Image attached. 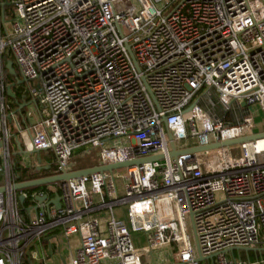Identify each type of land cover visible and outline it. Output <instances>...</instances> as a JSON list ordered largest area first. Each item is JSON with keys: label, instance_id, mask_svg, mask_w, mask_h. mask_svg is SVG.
Returning a JSON list of instances; mask_svg holds the SVG:
<instances>
[{"label": "built area", "instance_id": "obj_1", "mask_svg": "<svg viewBox=\"0 0 264 264\" xmlns=\"http://www.w3.org/2000/svg\"><path fill=\"white\" fill-rule=\"evenodd\" d=\"M8 60L46 109L30 149L58 175L82 149L100 150L99 166L163 159L51 186L62 208L36 193L24 217ZM261 111L264 0H0V264H23L56 229L79 238L70 264H197L196 239L206 264H264L229 252L264 248V139L173 158L163 123L185 151L255 134Z\"/></svg>", "mask_w": 264, "mask_h": 264}, {"label": "crops", "instance_id": "obj_2", "mask_svg": "<svg viewBox=\"0 0 264 264\" xmlns=\"http://www.w3.org/2000/svg\"><path fill=\"white\" fill-rule=\"evenodd\" d=\"M19 77L22 79L21 75ZM13 85H15V87L13 88V92L16 94V99L10 98L7 93V97L9 99L6 100L7 101L6 123L12 134V140H11L12 166L11 167L16 181L17 175L14 172V167H15L14 159L16 156H19L18 154L20 152L16 139H19L22 142L23 149L26 152H32L30 149V136L27 132V128L31 125V123H36L37 121L44 118L47 115V112L46 109L42 107L39 104V102L34 100L33 97L31 96L29 92V87L32 86V83L20 85L14 79V81L11 83L10 86ZM19 105H22L21 111L23 115H21V113L18 112ZM29 114H30V118L28 117ZM19 157L21 158V162L24 167L30 165H36L37 169L41 167L42 168L41 170H45V169L49 170L52 168V166L53 167L55 166V160H53L54 158L51 161L50 160L42 161V163H39L35 155H29V156L25 155ZM0 160H1L0 163L1 166L3 165L4 161L3 158L1 157ZM53 190H54L53 187H51L46 192L48 194L47 195L48 200L45 201V205L48 204L51 200L55 199L56 197L55 195L51 196L52 194H55V191ZM51 207L56 208L54 205H51ZM23 210H24L23 205L21 204V213L26 218H30V216L36 215L35 211L28 213L27 211L23 212ZM98 214L101 215L103 218L105 217V214H102V212ZM65 240L68 243L70 250L69 261H66L61 256L62 242ZM78 246H79L78 237L74 236L67 239L61 234L60 230L57 229L52 230L48 232L40 242H35L33 245L29 247L28 254L23 259V264H70L73 257V253Z\"/></svg>", "mask_w": 264, "mask_h": 264}, {"label": "water", "instance_id": "obj_3", "mask_svg": "<svg viewBox=\"0 0 264 264\" xmlns=\"http://www.w3.org/2000/svg\"><path fill=\"white\" fill-rule=\"evenodd\" d=\"M9 6H10V3H5L3 5V8L9 7ZM4 13H5V10H3V17H4ZM6 69L8 70L10 76H12L18 84H20V85L29 84L28 80L23 79V78L21 79L19 77V74H18V71L15 67L14 61L8 60L6 63ZM14 87H15V85L9 86L7 89L8 96L12 99H16V94L13 92ZM192 108H193V106L189 110H191ZM21 109H22V105H19L18 112H20L21 115H23ZM163 123L167 129V134H168V137L170 140V146H171V150H172L171 151V157H173V158H176L181 154L205 153V152L218 150L221 148H230V147L239 146L242 144L251 143V142H255V141L264 139V132H262V133L259 132L257 134H253V135L242 137V138L235 139V140H229V141L222 142V143H214V144H211L208 146H198V147H194V148H191V149H188L185 151H178L175 143L173 142L172 135H171L169 129L167 128V119H164ZM16 142H17L18 148L20 150V152L18 154L19 156H25V155H27V156L28 155H36V156L38 155L39 156L42 153L41 151H38V150H34L32 152H26L23 149L22 142L19 139H16ZM0 148H2V143H0ZM37 159H38L39 163H42L40 157H38ZM162 159H163L162 157H151V158L141 159V160H138L135 162H124V163H119V164H114V165L97 166V167L88 168V169H80V170H76L73 172H65V173H62L60 175H55V176H51V177H47V178L37 179V180L23 182V183H17L14 185V190L16 192H19V191H26L29 189H34V188H39V187L53 186V185H57V184L63 183V182H68L70 180L77 179V178H80L83 176H92V175H96V174H104L106 172L113 173V172L118 171V170L127 169V168H130L132 166L141 165L144 163H149V162H152L155 160H162ZM41 169L42 168L39 167V169H37V170H41ZM0 192H4L3 189H0ZM47 200H48L47 195L37 198L38 203L41 205V207H40L41 209H43V208L49 209V207L51 205H54L57 210H60L62 208L61 197L59 195H56L55 199L51 200L44 207L43 204ZM24 201H25V197L21 196L20 202L22 205H24ZM31 210L32 209H26V211L28 213L31 212ZM34 210L36 212H38L39 207H35ZM193 231H194V234L196 236L195 229ZM196 246H197L198 258L195 260V262L197 264H200L201 262H205V261H213L214 260V257H208V258L203 257V255L200 251L197 239H196ZM229 252L232 255H235L236 253H245V254L249 255L251 253L264 252V249L263 248H257V249L237 248V249H231Z\"/></svg>", "mask_w": 264, "mask_h": 264}, {"label": "rangeland", "instance_id": "obj_4", "mask_svg": "<svg viewBox=\"0 0 264 264\" xmlns=\"http://www.w3.org/2000/svg\"><path fill=\"white\" fill-rule=\"evenodd\" d=\"M255 129H254V133L257 134L261 131H264V112L261 111L259 115L256 116L255 118ZM120 142L119 144H123L124 140L123 139H119ZM115 141L111 142V146L114 144ZM180 148V147H179ZM239 153V152H238ZM29 156V155H28ZM36 156V155H35ZM37 158L40 157L41 161H51L53 159L52 154L48 153V152H42L39 156H36ZM100 160V150H77L74 155L73 158L71 159V166L73 169L76 170H80V169H88V168H93V167H97L99 164ZM123 171H120L116 174H121ZM102 214H105V217L107 215V212L103 211ZM137 237L141 236L140 234L135 235ZM77 237V236H76ZM143 246L146 244V237L144 235L143 237ZM76 239V238H75ZM264 249V248H263ZM243 254V257H246L247 254L245 253H237V255H241ZM253 254V253H252ZM66 261H69L70 259V250H69V245L68 243L65 241L62 242V255H61ZM259 257L262 258L264 257V252H260L259 253ZM257 258V257H256ZM256 258L252 259V261H256ZM200 264H206V262H201Z\"/></svg>", "mask_w": 264, "mask_h": 264}, {"label": "trees", "instance_id": "obj_5", "mask_svg": "<svg viewBox=\"0 0 264 264\" xmlns=\"http://www.w3.org/2000/svg\"><path fill=\"white\" fill-rule=\"evenodd\" d=\"M2 1L6 2L7 0H2ZM8 1L11 2V0H8ZM5 11H6V14L8 15L11 12V7H7L5 9ZM5 71H6L7 84L11 85V83L14 81V79H13V77H11L9 75L6 68H5ZM18 74H19V72H18ZM19 76H20V74H19ZM7 99H9V98L7 97ZM14 161H15L14 172L17 175V178H16L17 183L33 181V180L47 178V177H51V176H55V175L59 174L57 172V168L55 166L54 167L52 166V168L49 170L45 169V170H41V171H32L31 169H27L22 165L21 158L19 156H16ZM0 163H1V160H0ZM98 166H99V164H98ZM53 186H56V185H53ZM50 187L51 186H45V187H39V188L26 190L25 192L28 193L30 196L24 202L23 212H26V209H28L29 207H31L34 204L33 199L31 198L32 194L41 193V192L46 193ZM50 194H52V193H50ZM54 195L55 194H52L51 196H54ZM240 256H243V254H241ZM256 256L257 255L255 253L249 254V257L251 260L256 258Z\"/></svg>", "mask_w": 264, "mask_h": 264}, {"label": "bare ground", "instance_id": "obj_6", "mask_svg": "<svg viewBox=\"0 0 264 264\" xmlns=\"http://www.w3.org/2000/svg\"><path fill=\"white\" fill-rule=\"evenodd\" d=\"M259 145H260V146H264V141H261V142L259 143Z\"/></svg>", "mask_w": 264, "mask_h": 264}]
</instances>
